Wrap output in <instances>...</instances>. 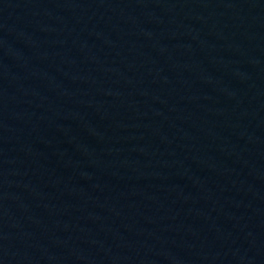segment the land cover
Here are the masks:
<instances>
[{
    "label": "water",
    "instance_id": "1",
    "mask_svg": "<svg viewBox=\"0 0 264 264\" xmlns=\"http://www.w3.org/2000/svg\"><path fill=\"white\" fill-rule=\"evenodd\" d=\"M0 264H264V0H0Z\"/></svg>",
    "mask_w": 264,
    "mask_h": 264
}]
</instances>
